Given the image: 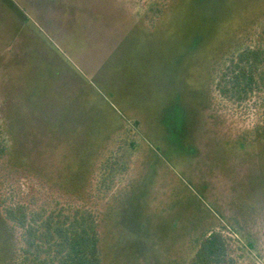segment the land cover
Here are the masks:
<instances>
[{"label": "rangeland", "instance_id": "374dc122", "mask_svg": "<svg viewBox=\"0 0 264 264\" xmlns=\"http://www.w3.org/2000/svg\"><path fill=\"white\" fill-rule=\"evenodd\" d=\"M263 28L264 0H0V132L28 169L1 194L41 205L56 189L37 176L68 183L128 155L131 225L105 264H187L209 231L241 255L253 243L238 264H264L257 119L200 108Z\"/></svg>", "mask_w": 264, "mask_h": 264}, {"label": "trees", "instance_id": "16d2710c", "mask_svg": "<svg viewBox=\"0 0 264 264\" xmlns=\"http://www.w3.org/2000/svg\"><path fill=\"white\" fill-rule=\"evenodd\" d=\"M224 104L251 113L257 119L255 132L264 138V28L241 42L200 108L216 115L215 106L225 109ZM5 143L0 132V186L3 177L28 171L23 161L13 159ZM126 158L110 154L68 183L37 176L56 189V196L46 197L41 205L12 201L0 188V264H105L104 247L113 228L131 225L128 193L133 185L124 179ZM230 240L220 232H206L193 246L187 264H238L245 251L254 250L253 243L246 242L241 255V246ZM234 243L236 259L230 250Z\"/></svg>", "mask_w": 264, "mask_h": 264}]
</instances>
